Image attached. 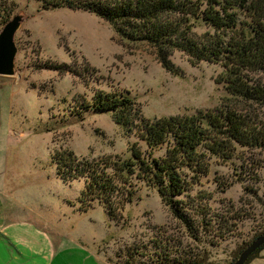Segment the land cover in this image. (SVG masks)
I'll return each instance as SVG.
<instances>
[{"label": "rangeland", "instance_id": "obj_1", "mask_svg": "<svg viewBox=\"0 0 264 264\" xmlns=\"http://www.w3.org/2000/svg\"><path fill=\"white\" fill-rule=\"evenodd\" d=\"M18 12L24 19L14 36L16 72L0 76V264H152L165 253L160 250L169 252V260L182 256L201 264H231L264 234V152L258 150L244 152L245 162L210 160L208 175L193 187L201 216L190 213L191 230L137 180L131 181V203L114 210L113 220L96 201L80 202L83 180L63 182L55 154L123 160L133 143L142 153L145 146L109 112H80L76 105L101 90L127 96L137 119L220 108L229 104L218 83L222 68L191 65L174 52L170 62L177 75L172 74L152 48L120 40L95 15L42 9L36 0H0V30ZM259 77L253 79L264 88V76ZM251 112L264 124V106ZM163 153L161 148L153 157ZM255 164L263 167L254 178ZM234 212L241 219L223 233L220 216ZM217 232L221 239L214 237ZM247 264H264V246Z\"/></svg>", "mask_w": 264, "mask_h": 264}, {"label": "trees", "instance_id": "obj_2", "mask_svg": "<svg viewBox=\"0 0 264 264\" xmlns=\"http://www.w3.org/2000/svg\"><path fill=\"white\" fill-rule=\"evenodd\" d=\"M36 1L42 9L66 8L95 15L120 40L152 48L161 66L172 74L177 75L170 62L174 52L185 55L191 65L203 62L222 68L218 83L223 84L229 104L191 115L137 119L134 103L127 96L96 90L90 101L83 99L76 105L79 111L109 112L112 121L126 134L134 131L145 152L133 143L129 157L123 160H76L69 153L66 158L61 154L53 157L56 173L63 182L83 180L78 200L96 201L109 219L113 220L114 210L122 211L131 203V181L137 180L154 190L181 225L191 230L190 213L194 211L193 218L201 216L196 210L199 204L194 203L200 201L199 196H192L193 187L208 175L210 160L245 162L244 152H264V124L251 117L253 106H264V88L260 79H253L264 76V0ZM198 28L205 30L198 33ZM161 148L163 155L153 157V152ZM262 167L255 164L252 168L254 178L255 171ZM241 217L237 212L226 219L220 216L221 231H232V221ZM204 222L203 227L208 225ZM219 233L214 235L216 239L223 237ZM160 251L165 253L152 264H201L182 256L169 260V252Z\"/></svg>", "mask_w": 264, "mask_h": 264}, {"label": "water", "instance_id": "obj_3", "mask_svg": "<svg viewBox=\"0 0 264 264\" xmlns=\"http://www.w3.org/2000/svg\"><path fill=\"white\" fill-rule=\"evenodd\" d=\"M24 14L18 12L8 20L0 30V76L13 77L15 75L14 59L17 54V47L14 36L19 30ZM264 245V234L254 239L238 255L231 264H245L247 259L261 246Z\"/></svg>", "mask_w": 264, "mask_h": 264}]
</instances>
